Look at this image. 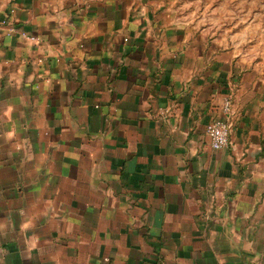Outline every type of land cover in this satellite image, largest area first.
<instances>
[{
  "label": "crops",
  "instance_id": "crops-1",
  "mask_svg": "<svg viewBox=\"0 0 264 264\" xmlns=\"http://www.w3.org/2000/svg\"><path fill=\"white\" fill-rule=\"evenodd\" d=\"M192 4L0 0V264H264V61Z\"/></svg>",
  "mask_w": 264,
  "mask_h": 264
},
{
  "label": "rangeland",
  "instance_id": "rangeland-1",
  "mask_svg": "<svg viewBox=\"0 0 264 264\" xmlns=\"http://www.w3.org/2000/svg\"><path fill=\"white\" fill-rule=\"evenodd\" d=\"M189 13L226 33L250 57L264 61V0H191Z\"/></svg>",
  "mask_w": 264,
  "mask_h": 264
},
{
  "label": "built area",
  "instance_id": "built-area-1",
  "mask_svg": "<svg viewBox=\"0 0 264 264\" xmlns=\"http://www.w3.org/2000/svg\"><path fill=\"white\" fill-rule=\"evenodd\" d=\"M13 11V9L11 10ZM23 36L35 40L36 36L30 35L25 31L21 32ZM232 106L231 98L225 97L222 108L225 112H230ZM232 126L233 123L228 118H219L211 121L206 127V133L210 140V145L213 149H221L231 145L232 139Z\"/></svg>",
  "mask_w": 264,
  "mask_h": 264
}]
</instances>
